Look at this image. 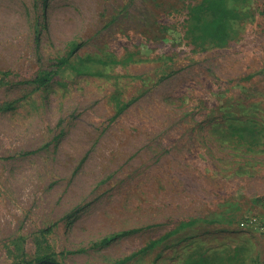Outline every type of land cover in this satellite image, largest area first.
Returning a JSON list of instances; mask_svg holds the SVG:
<instances>
[{
  "label": "rangeland",
  "instance_id": "rangeland-1",
  "mask_svg": "<svg viewBox=\"0 0 264 264\" xmlns=\"http://www.w3.org/2000/svg\"><path fill=\"white\" fill-rule=\"evenodd\" d=\"M199 2L0 0V264H264V0Z\"/></svg>",
  "mask_w": 264,
  "mask_h": 264
},
{
  "label": "trees",
  "instance_id": "trees-1",
  "mask_svg": "<svg viewBox=\"0 0 264 264\" xmlns=\"http://www.w3.org/2000/svg\"><path fill=\"white\" fill-rule=\"evenodd\" d=\"M250 0H200L199 3L189 7V18L193 26L191 33H198L196 38H209L215 43L225 42L230 36V22L244 17L241 9L248 4ZM109 61L92 57L81 59L77 64L71 65V72L75 74H94L91 66L95 64H106ZM38 81H44L45 78H37ZM127 103L117 109V113L122 111ZM49 230V229H48ZM46 232V229L41 230ZM114 236L103 237L99 242L104 244ZM36 263L32 264H60L52 256L43 255L36 258ZM31 264V263H26ZM185 264H207V258L200 256L189 259Z\"/></svg>",
  "mask_w": 264,
  "mask_h": 264
},
{
  "label": "built area",
  "instance_id": "built-area-1",
  "mask_svg": "<svg viewBox=\"0 0 264 264\" xmlns=\"http://www.w3.org/2000/svg\"><path fill=\"white\" fill-rule=\"evenodd\" d=\"M239 226L257 232L264 239V209L259 213L245 215L239 221Z\"/></svg>",
  "mask_w": 264,
  "mask_h": 264
},
{
  "label": "crops",
  "instance_id": "crops-1",
  "mask_svg": "<svg viewBox=\"0 0 264 264\" xmlns=\"http://www.w3.org/2000/svg\"><path fill=\"white\" fill-rule=\"evenodd\" d=\"M245 245H246V244H245ZM260 248L264 249V246H263V247H256V246L253 247V249H260ZM235 249H238V248L235 247ZM235 253H236V252H235ZM256 254H258V251H254L252 255L255 256ZM262 255H264V252H263ZM238 256H239V257H242V256H244V253H240V252H238Z\"/></svg>",
  "mask_w": 264,
  "mask_h": 264
}]
</instances>
